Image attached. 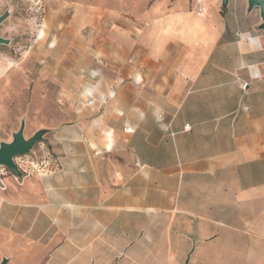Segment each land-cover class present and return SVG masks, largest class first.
Here are the masks:
<instances>
[{
	"label": "crops",
	"instance_id": "1",
	"mask_svg": "<svg viewBox=\"0 0 264 264\" xmlns=\"http://www.w3.org/2000/svg\"><path fill=\"white\" fill-rule=\"evenodd\" d=\"M192 2L87 10L66 122L2 177L0 261L264 264L261 12Z\"/></svg>",
	"mask_w": 264,
	"mask_h": 264
},
{
	"label": "rangeland",
	"instance_id": "2",
	"mask_svg": "<svg viewBox=\"0 0 264 264\" xmlns=\"http://www.w3.org/2000/svg\"><path fill=\"white\" fill-rule=\"evenodd\" d=\"M192 1L173 0L168 6L170 0H0V15L10 12L0 35L11 40L0 44V143L11 141L23 120L27 137L66 122L63 75L83 60L87 10L162 13L191 8ZM48 134L32 152L41 153ZM21 261L17 257L13 264Z\"/></svg>",
	"mask_w": 264,
	"mask_h": 264
},
{
	"label": "water",
	"instance_id": "3",
	"mask_svg": "<svg viewBox=\"0 0 264 264\" xmlns=\"http://www.w3.org/2000/svg\"><path fill=\"white\" fill-rule=\"evenodd\" d=\"M249 4V10L259 8L263 22L260 28L264 29V0H247ZM229 0H221L223 7L227 6ZM10 12L6 11L0 15V24H2L9 16ZM9 38L0 35V44H10ZM25 120L22 121L20 128L13 133V139L11 141H2L0 143V167L6 166L10 172L16 174L19 177L23 176L16 158L30 154L39 141L43 140L45 135L50 132V128L43 127L37 130L34 134L27 137L25 135ZM1 182V180H0ZM9 259L4 257L0 264H7Z\"/></svg>",
	"mask_w": 264,
	"mask_h": 264
},
{
	"label": "built area",
	"instance_id": "4",
	"mask_svg": "<svg viewBox=\"0 0 264 264\" xmlns=\"http://www.w3.org/2000/svg\"><path fill=\"white\" fill-rule=\"evenodd\" d=\"M198 1L201 2L202 0H198ZM198 11L202 12V7L201 6L198 7ZM240 85H241V87L243 89H247L248 86L250 85V83L248 81H245V80H240ZM107 98H108L107 96H104V95L101 96V99H102L103 102L106 101ZM96 102H97V96L93 92H89L88 98L86 100L87 105L93 106V105L96 104ZM26 156H28V154L24 155V156H19V157L16 158V162L18 163V166L20 167L21 171L23 172V175L29 174V172H28V170L26 168H24V166L21 165V162H23L25 164L28 163V162L32 163L31 159L26 158ZM18 158H23V159L22 160H18ZM34 166L36 168H38L40 170V172H46L47 171V163H46V161H43L41 163L36 162V164H34ZM8 172H10V171H9V169L6 166L0 167V180H1L0 186H3L2 185L3 184L2 183V177L5 174H7ZM16 177L19 178L17 175H16Z\"/></svg>",
	"mask_w": 264,
	"mask_h": 264
}]
</instances>
